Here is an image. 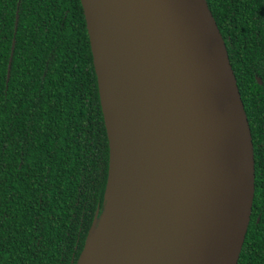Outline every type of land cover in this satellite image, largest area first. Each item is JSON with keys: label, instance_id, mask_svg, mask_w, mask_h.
I'll return each instance as SVG.
<instances>
[{"label": "water", "instance_id": "water-1", "mask_svg": "<svg viewBox=\"0 0 264 264\" xmlns=\"http://www.w3.org/2000/svg\"><path fill=\"white\" fill-rule=\"evenodd\" d=\"M81 3L110 159L104 212L76 264L106 214L109 264H238L254 144L207 0Z\"/></svg>", "mask_w": 264, "mask_h": 264}, {"label": "trees", "instance_id": "trees-1", "mask_svg": "<svg viewBox=\"0 0 264 264\" xmlns=\"http://www.w3.org/2000/svg\"><path fill=\"white\" fill-rule=\"evenodd\" d=\"M207 2L254 144L238 264H264V0ZM109 159L81 0H0V264H76L104 212Z\"/></svg>", "mask_w": 264, "mask_h": 264}, {"label": "bare ground", "instance_id": "bare-ground-1", "mask_svg": "<svg viewBox=\"0 0 264 264\" xmlns=\"http://www.w3.org/2000/svg\"><path fill=\"white\" fill-rule=\"evenodd\" d=\"M112 231L109 215L106 214L91 237L85 264H109L113 251Z\"/></svg>", "mask_w": 264, "mask_h": 264}, {"label": "flooded vegetation", "instance_id": "flooded-vegetation-1", "mask_svg": "<svg viewBox=\"0 0 264 264\" xmlns=\"http://www.w3.org/2000/svg\"><path fill=\"white\" fill-rule=\"evenodd\" d=\"M259 82H261V81L259 80Z\"/></svg>", "mask_w": 264, "mask_h": 264}]
</instances>
